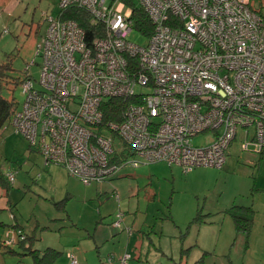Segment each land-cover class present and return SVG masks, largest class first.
<instances>
[{
    "label": "built area",
    "instance_id": "1",
    "mask_svg": "<svg viewBox=\"0 0 264 264\" xmlns=\"http://www.w3.org/2000/svg\"><path fill=\"white\" fill-rule=\"evenodd\" d=\"M132 1L154 27L146 46L128 38L135 31L126 0H60L37 47L39 87L29 75L21 84L26 100L12 118L16 132L86 186L125 165L222 169L239 135L242 151L262 154L264 16L252 0ZM70 9L88 14L95 39L64 18ZM108 99L127 100L120 122L105 121ZM206 133L212 140L195 146L194 137ZM6 179L14 182V172ZM26 238L9 228L3 245Z\"/></svg>",
    "mask_w": 264,
    "mask_h": 264
},
{
    "label": "rangeland",
    "instance_id": "2",
    "mask_svg": "<svg viewBox=\"0 0 264 264\" xmlns=\"http://www.w3.org/2000/svg\"><path fill=\"white\" fill-rule=\"evenodd\" d=\"M59 2L0 0V97L18 110L26 100L19 80L29 75L39 87L42 59L37 47L46 17L59 14ZM251 6L264 15V0H252ZM128 38L143 46L148 42L136 32ZM211 140L206 133L193 143L201 147ZM242 140L239 135L232 144L222 169L197 167L184 173L172 166L173 174L163 175L157 167L166 168V163L125 165L106 181L86 186L65 167L47 166L9 119L0 131V167L4 175L14 171L8 189L14 206L6 210V190L0 188V221L11 224L13 213L30 237L26 246L42 253L48 247L63 252L56 264H71L70 256L77 264H116L121 252L134 246L130 241L135 235L137 264H264V229L258 218L250 234L238 233L224 213L234 204L264 209V160L242 151ZM199 211L204 215L201 224L193 222ZM119 214L122 223L116 227ZM101 229L104 242L95 239ZM5 237L0 228L2 245ZM11 247L16 253L0 247V264H33L18 243Z\"/></svg>",
    "mask_w": 264,
    "mask_h": 264
},
{
    "label": "trees",
    "instance_id": "3",
    "mask_svg": "<svg viewBox=\"0 0 264 264\" xmlns=\"http://www.w3.org/2000/svg\"><path fill=\"white\" fill-rule=\"evenodd\" d=\"M128 3V7L132 9V20H133V27L134 31L139 35H142L144 38H148L153 34L154 27L150 20V17L147 13L139 6L136 2L132 0H126ZM252 2V1H251ZM252 8V6H251ZM253 9V8H252ZM254 10V9H253ZM255 11V10H254ZM258 14L262 15L261 12L255 11ZM264 16V15H263ZM64 18L66 19H73L79 22V25L84 29L86 32L87 40L92 41L98 35L96 34V26L92 25L89 19V16L86 12L80 9H70L66 12ZM24 78L19 80V84H22ZM127 100L123 99H108L104 103V119L106 122L108 121H121L124 109L126 107ZM18 107L15 106V103H12L8 100H5L0 97V131L3 128L6 121L9 119L12 120L14 114L17 112ZM260 154V156H262ZM149 165V164H148ZM145 166V165H143ZM169 166V165H168ZM172 167V166H169ZM224 168V167H223ZM10 183L6 179L5 175L3 174L0 168V188L6 190V193L9 194ZM233 219L236 227V231L250 234L252 230L253 224V215L254 211L252 208H244L239 206H232L226 211ZM204 217L203 214L199 212L197 217L193 220L194 223L201 224L204 221L202 220ZM0 228H20L18 225H8L4 222H0ZM23 230L22 228H20ZM24 232V230H23ZM28 240V237L25 241L19 242L18 245L24 246ZM4 246L0 243V247ZM5 247V246H4ZM6 249L10 250L12 247H5ZM8 253H14L13 251H9ZM26 255H30L33 259V264H54L56 260L62 255V253L48 248L42 252L39 250H33L29 248L28 253Z\"/></svg>",
    "mask_w": 264,
    "mask_h": 264
},
{
    "label": "crops",
    "instance_id": "4",
    "mask_svg": "<svg viewBox=\"0 0 264 264\" xmlns=\"http://www.w3.org/2000/svg\"><path fill=\"white\" fill-rule=\"evenodd\" d=\"M38 153H40V152H38ZM42 155V154H41ZM43 157V156H42ZM43 159H44V162H45V164L48 166L49 164H51V163H47L46 161H45V158L43 157ZM259 160H264V154L262 155V156H260L259 155ZM227 163V162H226ZM156 166L157 165H162V164H155ZM164 165V164H163ZM226 165V164H225ZM164 166H166V165H164ZM225 167V166H224ZM1 168V167H0ZM52 168V167H51ZM51 168L49 167L48 169H50L51 170ZM167 168V169H166ZM166 168H164V167H157V169L158 170H161V172H162V174L163 175H166V174H168V173H170V174H173V170H172V167H168V166H166ZM1 170H2V168H1ZM3 172V171H2ZM14 172V171H13ZM4 174V173H3ZM5 177H6V175H5ZM5 196L7 197V201H6V210H9V211H12V208H13V206H14V204H13V202H12V200H11V197H10V193L9 194H7L6 192H5ZM71 196V195H70ZM261 203H264V202H262L261 201ZM232 206H239V205H232ZM231 206V207H232ZM230 207V208H231ZM239 207H244V208H252V207H246V206H239ZM229 209V208H228ZM228 209H226V211L228 210ZM253 209V211H254V215H253V223L255 224V221H254V217H257L258 218V225H259V227H262L263 229H264V209L262 208V207H260L259 206V209H257V210H255L254 209V207L252 208ZM224 212L225 214H227V215H229L227 212ZM201 214H203L202 213V211H199ZM199 212H197V215L199 214ZM12 213V212H11ZM257 213H259V214H257ZM257 214V215H256ZM14 214L12 213L11 214V218H12V216H13ZM197 215L195 216V217H197ZM230 216V215H229ZM14 218H12V220L14 221V222H12L11 224H8V225H18V226H20V228H24L18 221H16V217H15V215L13 216ZM123 218V217H122ZM194 219V218H193ZM0 222H2V221H0ZM252 228H253V224H252ZM4 229V231H5V236H6V233H7V230H8V228H3ZM252 231V230H251ZM104 230L103 229H101V232H99L98 234H96L95 235V239H96V241L97 240H100V241H102V242H104L105 241V235H104ZM127 232L129 233V234H132V231H131V229L130 228H128L127 229ZM129 237H131V236H129ZM6 238V237H5ZM28 238H30V237H28ZM93 239H94V237H93ZM131 240H134V242H131L130 241V244L131 243H134V246H131V247H128L125 251L123 250L122 252H121V254L119 255V257H118V260H117V263L116 264H124L123 263V259H124V257L126 256V255H129L130 256V258L126 261V263L125 264H137L136 263V261L135 260H140V258L138 257V258H136V254L138 253V249L136 248V250L134 249L136 246V244H137V241H138V236L137 235H135L134 237L132 236V238H131ZM19 247L20 248H23L24 250H27V251H29V248L30 249H33L32 248V246L30 245V246H26V244L24 245V246H21V245H19ZM48 248H50V247H48ZM48 248H46V249H48ZM15 249L16 248H11L10 250H8V249H6V253H8L9 251H13L14 253H16V251H15ZM45 249V250H46ZM51 249H53V248H51ZM34 250V249H33ZM35 250H39V249H35ZM55 250V249H54ZM57 251V250H56ZM59 252V251H58ZM28 253V252H27ZM60 253H62V255L56 260V262L63 256V252H60ZM124 253H127L124 257H122V259H120V257L124 254ZM154 258V257H153ZM121 260V261H120ZM114 261V260H113ZM156 261V260H155ZM155 261H153V263L155 262ZM56 262L54 263V264H56ZM128 262V263H127ZM113 264V263H112Z\"/></svg>",
    "mask_w": 264,
    "mask_h": 264
}]
</instances>
